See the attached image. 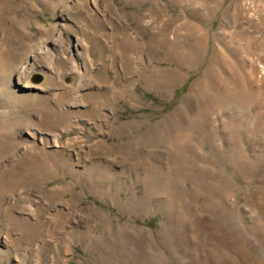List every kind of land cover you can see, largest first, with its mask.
I'll use <instances>...</instances> for the list:
<instances>
[{
  "label": "rangeland",
  "instance_id": "rangeland-1",
  "mask_svg": "<svg viewBox=\"0 0 264 264\" xmlns=\"http://www.w3.org/2000/svg\"><path fill=\"white\" fill-rule=\"evenodd\" d=\"M0 264H264V0H0Z\"/></svg>",
  "mask_w": 264,
  "mask_h": 264
},
{
  "label": "bare ground",
  "instance_id": "bare-ground-1",
  "mask_svg": "<svg viewBox=\"0 0 264 264\" xmlns=\"http://www.w3.org/2000/svg\"><path fill=\"white\" fill-rule=\"evenodd\" d=\"M124 57H125V60L129 63L130 62V56H129V54H125L124 55ZM135 59V58H134ZM127 66V65H126ZM135 69V68H134ZM129 70H131V69H129ZM67 93V92H66ZM66 93H63V94H65V98H66ZM63 98H64V95H63ZM62 99V98H61ZM76 101V100H75ZM96 106V105H95ZM93 112V111H92ZM32 135L33 136H35L36 134H35V132H32ZM175 143V142H174ZM53 191V190H52Z\"/></svg>",
  "mask_w": 264,
  "mask_h": 264
}]
</instances>
